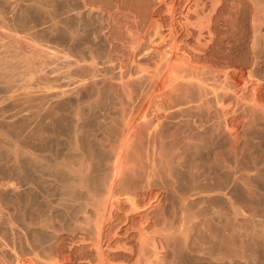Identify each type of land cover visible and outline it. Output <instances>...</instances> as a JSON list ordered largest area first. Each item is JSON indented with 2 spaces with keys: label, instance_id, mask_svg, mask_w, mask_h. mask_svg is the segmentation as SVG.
Here are the masks:
<instances>
[{
  "label": "rangeland",
  "instance_id": "obj_1",
  "mask_svg": "<svg viewBox=\"0 0 264 264\" xmlns=\"http://www.w3.org/2000/svg\"><path fill=\"white\" fill-rule=\"evenodd\" d=\"M2 1L5 3V5L2 3ZM2 1L0 0V7L2 6L1 4H3L5 6V8L3 6L1 7L3 10L8 8L9 5L10 8L13 7V5L15 6L11 8L14 10V13L10 8L7 10V12L3 11L4 14L7 13V15H4L3 12H1L2 10L0 11L2 15L5 16H0L1 42L11 44L13 46L15 45L14 47H25V49L22 48L23 51L20 49V51L23 53L25 51L29 53L36 49L34 53L37 57L34 59V61L37 63L40 62L42 70L40 69V64L37 65V63H34L35 68L38 66V70H40V72L38 71V73L33 76L38 79L41 71H43L42 75L45 73V75L48 74V76H45L47 81L43 80L46 81V85L43 83V81L40 83L37 82L35 89H52V87L53 89H60L59 87H61L62 82L65 84L67 81V78L63 76L66 71H62L61 73V69L64 66L63 70H68V67L66 68L64 63L62 66L61 63L63 62V58L66 57V52H68L67 49H69L67 48L68 46L64 36L66 31V26L64 25L66 17L64 2H62V0H56L54 2L47 0L48 4L46 3V6V4H42L46 0H42V3L39 0H24L25 3H22L23 1L21 2V0H18L20 1L19 3L26 4L24 6L26 8L25 9L22 4H18L17 0H13V3H11L10 0V3L8 0ZM6 1L8 2V5ZM14 1H16V3H14ZM38 1L41 3V6L44 5L47 8L42 7L45 8V10H42ZM167 1L166 2L168 4H165L169 6L168 9L162 8V16L165 18L164 24L170 23L173 18V25H176V31L179 32H177L178 35H176V47L178 53L171 60L162 61L161 64H159L157 70L156 68L150 71L146 69L147 67L143 60L144 53H142L141 50L139 51L138 48L134 49L135 45L138 46L139 43L131 44L127 36L126 29L129 28V25L130 27L132 25L135 27V25L138 26L141 22L140 16L143 6L141 5V2L139 4V0L126 1V3H128L125 6L124 12H120L121 16H123L120 18V20L118 18L119 11H117L116 8L112 9L118 14L117 15L116 12L115 15L112 14L117 20H114L113 22L111 20L108 22L109 25L104 29V31L98 28L94 17H90V19L89 16H86V18L84 17L85 20H83L84 18L82 19L84 22L83 24L81 23L82 20L78 21V23H74L75 27H73L75 30L80 27L77 29V31H80H78L79 37L85 35L84 37H81L79 40H77L76 45L78 49L80 46L81 48L83 47L82 50L81 48L80 50L82 53H85H83L85 58L83 57L84 60L82 61L72 57L73 59L77 60H74V64L72 65L73 69L75 65L77 63L78 64L75 68L77 72H74L72 69L71 73L74 74L73 77L77 79L80 78L77 75H82L80 78L81 80H87V78L91 79L93 76H97L98 74L99 77L97 76L96 78L100 79L98 80L99 85L97 86L101 88L104 83L105 87H102V89H104L102 90L104 96H102L103 98L99 100L100 102L96 101L95 97H93L95 99L91 98L94 103L90 102L91 99L86 100L85 98L88 92L86 91L87 89H84L82 92L83 95L81 96V98H84V100L81 99L82 104L80 101L78 102L76 98H73V100H71L73 102H69L70 104L67 105H55V101L54 104L53 101H50V105L48 104V108L50 106L49 109L55 108L56 112L59 109V106H61L59 110H61L62 107L63 109L61 113L58 110V115H56L55 111H53L54 109H52L51 115L54 116L53 112L55 113L53 121L51 122V116L48 117L46 121V125H50L47 126L48 128L45 126V131L49 133L47 134L45 132V134L48 135L46 136V140L48 143V139L50 137V142L47 144L45 152H50L47 154H42L50 156L51 159L48 160L47 156L45 157L44 155V159L41 164H48L47 167L49 166L48 169H50V166H55H53V163L59 164L61 162H65L67 159L68 165L70 163L69 168H64V170H61V168L59 169L57 167L58 165L56 164L58 169L55 168L52 173L53 175L57 174V178L59 175V178L56 179L54 178L55 176H51V173L48 175L49 172H52V169L47 170L45 168V170L42 168L41 170L40 167H35L33 164H27L28 161H24L25 158H23V160L21 158V160L16 158V163L21 165H15L14 158H12L13 162L10 161L11 158L10 160H6L9 159L10 156L7 157L3 151H0V154L2 155L0 157L4 158H0V198H3V200L5 197V200L7 198H16V200L14 199L15 201H13L16 203H18L17 201H19V203L25 202V204H23L24 206H26V204L29 205L36 202L34 205L39 210L43 206L44 202L54 201L56 203V201L62 196L63 198L66 196L65 199H67V197L70 198L68 201L70 200L71 202L69 201L68 203L73 204V207L69 210V217L66 220L67 223H65V225L68 224L67 227L65 226L67 231L63 232L61 237L49 234L48 236L50 243L48 242L47 244H49L50 247H128L132 255L131 264H264V236L260 235L261 233L254 234L256 231H261L264 233V0H220L218 8H216L215 11H213L215 7L213 9L212 4L210 7L212 9L210 14L211 41L209 40L206 45L203 42L198 43L196 40V35L193 33V29L194 31L198 30V26L196 24V13L191 11V20L194 25L191 29L192 33L187 37L185 36V32L179 24L182 18L178 14L179 12L186 14L187 10L183 9L173 12L172 10L175 8V4L181 3V0ZM28 2L29 5L27 4ZM77 2L75 0L72 3V8L83 6L82 0H77ZM211 2L215 3L216 0H211ZM35 4L40 6V8L35 6ZM142 4H144V0L142 1ZM17 5H19L20 8ZM136 6H138V9ZM161 6L165 7L164 3ZM170 6L174 7L171 8ZM17 7L19 9L23 7L22 10L25 9L24 12H20ZM32 7H35V11L38 12L36 15H34L35 11L32 9ZM62 7L64 8L62 9ZM36 8L38 10H36ZM48 8H53V11H51V9L48 11ZM248 8L250 9V15L248 17L250 31L247 34L244 29L243 18ZM139 9H141V11ZM202 9L203 8L201 4L196 8V11L199 12L200 16L203 12ZM15 10L18 11L15 13ZM49 12L51 14H49ZM11 14L14 16L12 15L11 17ZM49 15H52L53 17ZM25 16H27V18H25ZM21 17L22 20L24 18L26 20H23L25 22L24 25L22 24L23 21H21ZM2 18L4 19V22H2ZM19 21L22 23L20 24ZM54 22L55 24H53ZM31 23L32 26H28ZM33 25L36 26V28ZM55 25H57V28ZM168 25H166V28L162 29V34L166 36V38H164L162 41L158 40V42H161L164 49L169 48L171 44H173L171 38L167 37V35L170 33L169 27L172 24ZM25 26H27V29ZM28 27H30V30H28ZM37 27L38 31H36ZM54 27L55 29H53ZM42 29H44V31ZM52 29L54 32H52ZM48 30L51 32L49 33ZM55 30L58 31V33ZM35 32L37 33V36L39 35V37L33 36L36 35ZM31 33H33V37L30 36ZM40 34H42V36ZM50 34H52V37H50ZM46 39L48 40L46 41ZM53 40L54 42H52ZM26 43L29 44L27 45L28 47L26 46ZM130 44L133 46L131 47ZM36 45L39 47L35 48ZM48 45H52V47L50 48ZM45 46L47 48H44ZM19 47L16 49L19 50ZM244 47H246V53L250 58V62L246 65H243L240 62L241 59L237 56L239 54L238 51ZM31 48L33 49L31 50ZM40 48H44V50L46 49L45 51H47L49 48L48 53L45 52V54L43 52L44 54L39 55L40 57H38V53L36 52L37 50L40 52ZM206 48L209 49V51L206 50ZM50 49L53 51L51 52ZM6 50L7 49H5V51ZM89 51L91 54H89ZM206 51H208L210 54ZM41 53L42 52H40V54ZM101 53H103L102 56ZM50 54H52V59H56L57 57V59L62 62H57L56 59V66L54 60L51 62L52 59H49L51 58ZM46 55H49L47 58L50 61L44 59L46 58ZM59 55L61 57H59ZM89 55L90 57H93V59L91 58L92 64L90 63V57H88ZM96 55L97 57L99 56L98 59L94 58ZM86 57L89 59H86ZM42 60L47 61H44L43 63ZM94 61H97L98 65L97 63L95 65ZM85 62L87 64L86 66L84 65ZM42 63L45 64L44 68H42ZM79 63L83 64L79 65ZM88 64L90 65L88 66ZM46 65L47 68L49 67V69L55 65L56 69L53 68V72H51V70L48 71V69L45 68ZM78 65L81 67L79 68ZM58 66L62 67L57 70ZM95 67H97V69ZM84 68L85 70L90 71L93 76L87 71H84ZM93 69H96L95 72L97 74H93ZM46 71H48V73ZM78 71H80L81 74L80 72L78 74ZM83 71L84 73H82ZM85 73L86 75L83 76ZM51 75H53V77ZM103 75H105L106 78ZM50 76L53 79L50 78ZM48 77L51 82L54 80L55 81L50 84ZM145 81H147L150 86L160 84V90L158 92L151 93L149 90L150 86H147ZM41 83L43 84L41 85ZM38 85L41 86V88ZM1 87L3 88L4 86L0 85V98L4 95V89ZM125 91L127 92V95L125 94ZM121 95L122 97H120ZM124 95H126L127 98ZM74 100H77L76 102L80 103V105L77 104L79 105L78 108H82L81 110L84 109L83 112L85 111L84 113H81L84 115L81 116L83 119L81 118L80 121V126L82 128L79 126L78 129L81 135H79V132H76L74 128L76 120L75 110L77 109V106L75 105L76 102ZM86 101L91 105L89 103L86 104ZM51 103L53 105H51ZM121 103H123V105ZM83 104H86L87 106H83ZM64 105L67 110H72H70L71 113L70 111H66V109H64ZM69 105L71 107L73 105V107L71 108ZM157 105L165 109L167 111L166 114L168 115V118H164V121L161 122V124L163 122L165 124L163 123V125L160 126V129L163 126V128L166 130H164L166 137L164 136V139L162 138L163 141L165 140V142L161 141L165 145L163 143L160 144L159 140H157L159 141L157 144V141H153L151 137L146 138L147 140L144 139V146L142 144V147H144L146 151L147 148H151L149 149L151 150L149 151V157V152L141 150L142 147L139 146V143H142L140 141L141 137H139L141 135L140 132L145 128L143 125L140 126V123L143 124L145 120L150 118H158L160 113L158 112ZM49 111L51 112V110ZM171 112H175V114H172L175 115V117H171ZM72 113H74V115ZM61 115H65L67 117L65 118L64 116V118H62ZM72 115L75 118H73ZM125 115H127V118L130 119L133 124L130 134L135 135H133L134 138L131 135L129 136V139H133H130V142L128 141L127 147L129 148V144L131 145L130 147H132V144H135L136 142L138 143L140 141L138 144L136 143V145L133 146L141 147L140 151H145L146 153L144 154V152H139V156L137 153H134V156H132L133 152H129L128 156L130 159H133L135 155L137 156L135 159H133L134 161L128 159V162L125 158L127 153H123V156H121L119 159V163H116V157L114 156L116 155L114 154L116 152L113 146L116 144V142L118 144L119 139H121L120 137L122 135L119 137V134H122V129L124 127L122 126V119ZM58 116H61V118L59 119ZM70 117H72V119ZM57 119L60 120L59 123L57 122ZM64 119L67 122L71 121L68 123L69 125ZM113 120H115V124L116 121L117 124L119 122V126L113 124ZM103 122L104 124L106 122V126L103 124ZM61 123L64 124V128H62L63 125L61 126ZM107 124H111L109 125L111 127L108 128ZM134 124L139 126H135ZM105 127H107V131ZM118 127L119 129H117ZM59 128H62V130ZM101 130L104 131L101 132ZM114 130H120V133L118 134L115 131L116 134H114ZM176 131L177 133H175ZM73 132H76L79 136ZM108 132L112 133H109L108 135ZM168 133H171L172 136ZM75 135H77L76 138H74ZM114 135H116V139L118 140L115 142V144L113 143L115 141ZM101 138L102 141H100ZM74 139H76V142L77 139L79 140L78 143H75L77 147L81 146V148H77L79 149L78 151L80 152V149H82L81 154L78 153L79 155H77V151L72 152L74 145L71 144L72 140L74 144ZM145 140L147 141L146 143H144ZM69 145L71 146L69 147ZM161 146L167 150H171L173 147L172 151L169 152H173V158L176 157L174 158V160H176L174 162L175 165L178 163L182 164V167H180L182 172H186V176L188 175L187 177H191V179H193L191 183L193 184L194 189L191 190L189 194H191V197H193L201 193L199 195L200 197L197 196V198H194L191 201L187 200L186 198H188L189 195H182L180 191L177 189L174 190L175 188H173L170 183L167 182L168 178L163 175L165 173H161V171H163L161 169L162 165H160L162 162L160 159L163 157L162 155L160 156L163 150ZM53 147L58 148L54 149ZM132 150L133 149H129V151ZM153 150L156 151L155 154ZM63 151L67 153V155L64 154L66 155L65 157L63 155ZM2 153H4V156L7 158L3 157ZM141 153L142 157H140ZM112 154H114V159H112V156L109 157ZM176 155L179 156L177 157ZM99 156H101L100 159ZM122 157L124 161H122ZM138 157L141 159L143 158V161L140 158L138 159ZM147 157L149 158L146 159ZM80 158H82V160L84 159L83 162L82 160L80 161ZM177 158L179 162L177 161ZM52 159L54 162L51 161ZM136 159L139 160V165L137 164L138 160L135 161ZM67 161L65 163H67ZM121 161L122 163L125 162L124 166L121 164ZM129 161L135 162L136 164H130ZM140 161H142L141 165ZM75 162L77 163V167H74L76 166ZM82 163L85 165L81 166ZM22 164H24L25 167L27 164L28 167L23 168ZM70 167L72 170L82 167L81 170L83 175L88 177L89 181H91L89 182L90 187L92 188L94 185V188H88V190L84 189V191L81 189L79 190V193L77 190V193H75L76 195L72 194V196L74 195V198L69 195L68 189L65 190L63 187H59L65 185L64 187L68 188L70 187L71 183H73L72 180H75V176H73L74 179H71V176L73 175H71V172L68 174ZM113 167L115 168L112 170ZM116 167H118V169ZM110 168L111 172H109ZM35 169H37V172ZM65 169L67 171H65ZM38 170L40 172H44L41 174L38 172ZM55 170L60 172L56 173ZM120 170L121 177L123 172L128 176H133L132 178H135L134 176L140 174L137 175L139 178L136 176L137 178L135 179H141L140 181L145 182V184H142L143 186H139L142 188H136V186H133V188L132 186H126L129 187L126 189L128 193L125 191L120 192L119 189L122 188L118 189V194L116 196L118 199H114L117 209L114 211L113 219H108L109 222L106 220L104 221L103 227L105 229L103 228L101 231V237V234L97 232L98 229L96 228L98 225L100 226V218H97L100 216V213H98V210H96L98 208V204L94 203L92 199H98L96 193L98 192L99 187L97 188V186L104 180H107L109 177H111L114 174V171H117L118 173ZM62 172H65V176L62 175ZM108 174L109 177L107 178ZM120 175L118 178H121ZM161 175H163L164 178ZM46 177L48 180H50L49 182ZM61 177L63 179L65 177L64 180L67 182L69 180L70 185L69 183L66 185V182ZM98 179L102 180H99L98 182ZM61 180H63L65 183ZM95 186L97 190L95 189ZM125 188L123 189L125 190ZM70 190L71 189H69V191ZM129 190H132V193ZM135 191H138V193ZM90 192H93L94 196L97 198L93 195L91 197ZM83 194L87 196L90 195L91 198H86V196L84 197ZM20 196L23 197V199L25 198L24 200H27L28 203L24 200L21 201V199L18 200ZM202 196L205 197L203 198ZM76 197H78V201L76 200ZM80 197L81 202L79 201ZM27 198L31 201H29ZM77 202L81 204L79 205ZM84 202L87 203L84 204ZM130 204H133V209L132 207L130 208ZM81 205L83 206L84 210H82ZM233 206L238 208L237 216L233 214ZM17 208H15V206L9 205L8 208L4 209V212L16 214L20 209L19 207ZM42 208L45 210L44 206ZM55 212H57V210H54L51 214L53 216L58 215V212L56 215ZM96 220L97 222L99 221L97 226ZM144 231L147 234L149 233L151 237L157 239L159 243L158 258L151 256L150 246L148 244L146 245V241L144 240L145 238L143 237ZM31 234L33 245L37 244L38 247H46L45 245L40 244L38 241L36 242L37 237L35 239V234ZM98 235H100L101 238H99ZM97 237L103 243L100 242ZM203 242L205 245L200 246V244ZM49 245L47 247H49ZM142 247H145V251L140 253Z\"/></svg>",
  "mask_w": 264,
  "mask_h": 264
},
{
  "label": "bare ground",
  "instance_id": "obj_2",
  "mask_svg": "<svg viewBox=\"0 0 264 264\" xmlns=\"http://www.w3.org/2000/svg\"><path fill=\"white\" fill-rule=\"evenodd\" d=\"M2 1V0H1ZM11 1V3H13L12 1L13 0H10ZM10 1L8 0V2L10 3ZM23 1V2H22ZM28 1V0H27ZM26 1V2H27ZM35 1V0H34ZM39 1H41V3H42V0H39ZM38 1V2H39ZM44 1V0H43ZM47 1V0H46ZM44 2V3H42V4H48V1L47 2ZM49 1H56V0H49ZM58 1V0H57ZM75 1V0H74ZM73 0H62V2H64V4H65V26H66V31H65V41H66V43H67V48H69V49H67L68 50V52H66V57H64L63 58V62L61 63L60 62V60H58L57 59V57H56V59H57V62H60L61 63V65L64 63V65H66V68L68 69V70H63V68H64V66L62 67V66H58L57 67V70L60 68V67H62V69H61V73H62V71L63 72H65V74L63 75L65 78H67V81L66 80H63V81H66L65 82V84H63V82H62V85H61V87H59L60 89H53V87H52V89L51 88H49V89H46V88H44L45 87V85H46V81H47V79H45L46 77L45 76H48V74L47 75H45V73H43L44 75H42V72L43 71H41V74H39L40 76H38V75H36V76H38V79H36V77H34L33 75H35L36 73H38V71L40 72V70H38V64H40V60L38 61L39 63H37V62H35L34 61V59L37 57L36 56V54L34 53L35 51H36V49L34 50V51H31L33 48H31V52H26L25 50V52L23 53V52H21L20 51V49L22 50V46H18L19 47V50H17L16 48H18V47H14L13 45H11V44H7V43H3V42H1V39H0V85H2V86H4L2 89H4V95L0 98V151H3L5 154H6V156L8 157V156H10L9 157V159H6L7 157L6 156H4L5 154L4 153H2L3 154V157H6L5 159L6 160H10V158H11V162H13L12 161V158H14V160H15V162H14V164L15 165H21V164H17L16 162H17V159H19V160H23V158H25V160L24 161H28L27 162V164H33L35 167L37 166V167H40L41 168V170H42V168H46L47 170H51L52 172H49V171H46V172H49L48 173V175H50V173H51V176H55L54 178H56V179H58L59 178V175H58V178L56 177L57 176V174L56 175H53L52 173H53V170L55 169V168H61V170H64V168H66V169H68L69 168V165H70V163H69V165H68V161H67V159L65 160V162L67 161V163H65V162H61V163H53V166L54 167H52V166H50V169H48L49 168V166L47 167V165L46 164H41L42 162H43V159H44V155L45 154H42V153H46L45 152V150H46V147H47V144L50 142V137H49V139H48V143H47V140H46V136H48V135H46L45 134V130H46V128H48L47 126H50L49 124H47L46 125V121H47V119H48V117H52V120H51V122L53 121V117L55 116V113H56V115H58L59 114V111H60V113H61V111H62V109H63V107L61 108V110H59L60 109V107L61 106H59V111L57 110V112L55 111V108H51V109H49L50 108V106H49V108H48V104L50 105V101H53V104H54V101H55V105H61V104H70L69 102H73V101H71V100H73V98H76L77 100H78V102L80 101V103H81V99H83L84 100V98H81V96L83 95L82 94V92H83V90L85 89H87L86 91L88 92V94H87V96L86 95H84V96H86L85 98H86V100L87 99H95L96 98V101H99L101 98H103L102 96H104V94H103V91L102 90H104V89H102V87H105V85H104V83H103V85L101 86V88L99 87V86H97V85H99V79H97L96 77L98 76L99 77V75L95 72L96 71V69H97V67H95L96 69H93V74H97V76H93L92 74H91V72L90 71H87V70H85V68H84V71H87L88 73H90L93 77L91 78V79H88L87 78V80L85 79V80H81L80 78L82 77V75H77L78 77H80L79 79H77V78H74L73 76H74V74H72L71 73V70L73 69V64H74V60L75 59H77V60H84V58H85V55H83V53H82V48H81V46H80V48H81V50H80V48L78 49L77 47H76V45H77V40H79V38H81V37H84L85 35H83V36H81V37H79V33H78V31H77V29H79V28H77L76 30L74 29V23H78V21H81L84 17L86 18V16H89V19H90V17H94L95 18V20H96V23H97V26H98V28L100 29V30H102V31H104V29L109 25V23L108 22H110L111 20H112V22L114 21V20H117L116 18H115V16H113L112 14H114L115 15V12L112 10V9H115L116 8V10L117 11H119L118 12V14L120 15V17H119V15L117 14V12H116V14L118 15V18H119V20H120V18H122L123 16H121V13L120 12H124V10H125V6H126V4L128 3H126V1L127 0H82L83 1V6H79V7H77V8H72V3L74 2ZM81 1V0H80ZM130 1V0H129ZM132 1V0H131ZM142 1L143 0H139V4H140V2H141V5L143 6V10H142V13H141V16H140V20H141V22L139 23V25L138 26H136L135 25V27L132 25L131 27H130V25H129V28H127L126 29V31H127V36H128V38H129V41H130V43L131 44H138L139 43V45L138 46H136L135 45V47H134V49H139V51L141 50L142 51V53H144V62H145V65H146V69L148 70V71H150V70H152V69H154V68H156V70L158 69V66H159V64H161V62L162 61H165V60H167V61H169V60H171L173 57H175V55L178 53V50H177V47H176V45H177V36L176 35H178V31H176V28H175V24L173 25V18H172V20H171V22L170 23H168V24H172V25H170V27H169V30H170V33L167 35V37H169V38H171V41L173 42V44H171V46L169 47V48H166V49H164L163 48V46H162V44H161V42H158V40H160V41H162L164 38H166V36H164L162 33V29H164V28H166V25H168V24H164V17L162 16V12H163V10H162V8L164 9V8H166V9H168V6L169 5H167L169 2L167 1V0H144V4H142ZM168 3H167V2ZM8 2L6 1V3H7V5H8ZM17 2H18V4L20 5V4H22V3H25V1L24 0H21V2L22 3H19L20 1H18L17 0ZM60 2V1H59ZM59 2H58V4H59ZM76 2H77V0H76ZM79 2V1H78ZM77 2V3H78ZM2 3H4L3 1H2ZM14 3H16V1H14ZM30 3H31V1H30ZM32 3H35V2H32ZM40 3V2H39ZM41 3H40V6H41ZM56 3V2H55ZM55 3H54V5H55ZM61 3V2H60ZM136 3V2H135ZM164 3V6L165 7H163V6H161L162 4ZM165 3H167V4H165ZM219 3H220V0H216V2L215 3H212L211 2V0H181V3H179V4H175V8H173L172 6H170L171 8H173V12H176V11H178V10H183V9H185V10H187V13L186 14H183L182 12H179L178 14L180 15V17L182 18L181 19V21L179 22V24L181 25V27H182V29H183V31L185 32L184 34H185V36H189L191 33H192V31H191V29H192V26L194 25L193 23H192V16H191V11L194 13H196V15H197V19H196V24H197V26H198V30H195L194 31V29H193V33H195V35H196V40L198 41V43H205V45H206V43L210 40L211 41V39H210V34H211V25H210V22H211V19H210V14H211V11H212V9L210 8L211 7V5L213 6V9H214V7H215V9L213 10V11H215L216 10V8H218V5H219ZM28 5H29V2L27 3ZM47 4H46V6H47ZM57 4V3H56ZM131 4V3H130ZM139 4H138V6H139ZM200 4L202 5V10H203V12H202V15L200 16V14H199V12L198 11H196V8L198 7V6H200ZM4 8H5V3H4V5L3 4H1ZM13 5V4H12ZM19 5H17L19 8H20V6ZM23 5V7L26 5V4H22ZM31 5V4H30ZM49 5H50V3H49ZM62 5H63V3H62ZM78 5V4H77ZM137 5V4H136ZM167 5V6H166ZM1 6V7H2ZM15 5H13V7H14ZM32 6H33V4H32ZM35 6H38V5H36L35 4ZM40 6H38L39 8H40ZM52 6V5H51ZM60 6V5H59ZM138 6H136V8L138 9ZM0 7V8H1ZM8 7V6H7ZM13 7H11V8H13ZM17 7V8H18ZM23 7L21 8V9H19V11L21 12H24V10L26 9L25 7V9L24 10H22L23 9ZM31 7V6H30ZM37 7V8H38ZM42 7H45L44 5L43 6H41V8ZM49 7V6H48ZM169 7V8H170ZM10 8V5H9V7L8 8H6L5 10H3L2 8L0 9V11L1 12H3V11H5V12H7V10ZM10 8V9H11ZM16 8V7H15ZM35 8V7H34ZM33 7H32V9H34ZM36 8V10H38ZM45 8H47V7H45ZM45 8H42V10L44 9L45 10ZM64 7H62V9H63ZM51 9V8H50ZM50 9L48 8V11H50ZM55 9V8H54ZM12 10V9H11ZM140 11H141V9H139ZM18 11V10H17ZM16 10H15V13L17 12ZM34 11H35V9H34ZM51 11H53V8L51 9ZM58 11V10H57ZM114 13H113V12ZM171 11V10H170ZM0 12V13H1ZM11 12V11H10ZM12 12L14 13V10H12ZM33 12V11H32ZM44 12V11H43ZM42 12V13H43ZM47 12V11H46ZM45 12V13H46ZM63 12V11H62ZM138 12V11H137ZM169 12V11H168ZM28 13H29V11H28ZM31 13V12H30ZM38 12H36L35 11V14L34 15H36ZM41 13V14H42ZM93 13V14H92ZM139 13V14H140ZM3 14H4V12H3ZM24 14V13H23ZM27 14V13H26ZM40 14V13H39ZM49 14H51L50 12H49ZM56 14V13H55ZM91 14H92V16H91ZM4 15H7V13H5ZM4 15H2V13L0 14V16H4ZM12 15L13 14H11V17H12ZM48 15V14H47ZM53 15V14H52ZM52 15H49V16H52ZM61 15H62V13H61ZM123 15V14H122ZM249 15H250V9L248 8L247 10H246V13H245V15H244V18H243V25H244V29H245V32L248 34L249 33V31H250V27H249V24H248V17H249ZM8 16H10V15H8ZM14 16V15H13ZM28 16V15H27ZM27 16H25V18H27ZM45 16V15H44ZM63 16H64V14H63ZM5 17V16H4ZM3 17V18H4ZM31 17V16H30ZM37 17V16H36ZM53 17V16H52ZM2 18V22H4V19ZM14 18V17H13ZM24 18V17H23ZM25 18L23 19V20H25ZM38 18V17H37ZM43 18H45V17H43ZM47 18H49V17H47ZM55 18V17H54ZM53 18V19H54ZM85 18L83 19V20H85ZM1 19V18H0ZM6 19V18H5ZM40 19V18H39ZM52 19V20H53ZM56 19V18H55ZM58 19V18H57ZM62 19V18H61ZM87 19H88V17H87ZM22 20V17H21V21H23ZM29 20V19H28ZM31 20H33V19H31ZM83 20H82V24L84 23L83 22ZM92 20V19H91ZM94 20V19H93ZM118 20V21H119ZM122 20V19H121ZM21 21H19V23L21 24L22 22ZM26 21V20H25ZM30 21V20H29ZM35 21V20H34ZM33 21V22H34ZM40 21V20H39ZM58 21V20H57ZM32 22V23H33ZM44 22V21H43ZM47 22V21H46ZM53 22V21H52ZM60 22V21H59ZM87 22V21H86ZM115 22H117V21H115ZM24 21H23V25H24ZM32 23L30 24V25H28V26H32ZM48 23V22H47ZM62 23V22H61ZM119 23V22H118ZM19 24V25H20ZM27 24V23H26ZM25 24V25H26ZM29 24V23H28ZM45 24V23H44ZM50 24V23H49ZM53 24H55V22L53 23ZM23 25H22V28H23ZM35 25V24H34ZM33 25V26H34ZM52 25V24H51ZM51 25H50V27H51ZM76 25V24H75ZM21 26V25H20ZM48 26V25H47ZM54 26V25H53ZM56 26V28H57V25H55ZM58 26H59V24H58ZM62 26V25H61ZM74 26V27H73ZM79 26V25H78ZM83 26V25H82ZM85 26V25H84ZM96 26V25H95ZM169 26V25H168ZM27 26H25V28H26ZM35 28H36V26H34ZM34 27H33V29H34ZM38 27H39V25H38ZM38 27H37V30L36 31H38ZM43 27V26H42ZM49 27V26H48ZM127 27H128V25H127ZM29 29L28 30H30V27H28ZM44 28V27H43ZM84 28V27H83ZM175 28V29H174ZM27 29V28H26ZM41 29V28H40ZM39 29V30H40ZM53 29H55V27L53 28ZM52 29V32H54V30ZM60 29H62V28H60ZM109 29V28H108ZM43 31H44V29H42ZM46 30V29H45ZM50 30H51V28H50ZM56 30H58V29H56ZM55 30V31H56ZM63 30V29H62ZM34 31V30H33ZM47 31V30H46ZM45 31V32H46ZM49 31V30H48ZM51 31H49V33H50ZM57 33H58V31H56ZM60 32V31H59ZM62 32V31H61ZM80 32V31H79ZM100 32V31H99ZM178 32V33H177ZM36 33V32H35ZM40 33V32H39ZM103 33V32H102ZM32 34L33 33H31V35L30 36H32ZM46 34H47V32H46ZM53 34V33H52ZM52 34H50V37H52L51 35ZM63 34V33H62ZM41 36H42V34H40ZM33 36H36V37H39V35L37 36V33H36V35H33ZM32 36V37H33ZM48 36H49V34H48ZM45 37V36H44ZM116 37V36H115ZM59 38V37H58ZM33 39H35V38H33ZM45 39V38H44ZM63 39V38H62ZM43 40V39H42ZM48 39H46V41H47ZM81 40V39H80ZM56 41V40H55ZM64 41V42H65ZM42 42V41H41ZM41 42H40V44H41ZM52 42H54V40L52 41ZM31 43V42H30ZM48 43H50V42H48ZM63 43V42H62ZM61 43V44H62ZM80 43V42H79ZM84 43V42H83ZM33 44V43H32ZM47 44V43H46ZM59 44V43H58ZM65 44V43H64ZM131 44H130V46H131ZM27 45H29V44H27L26 43V46ZM34 45V44H33ZM32 45V46H33ZM42 45V44H41ZM54 45V44H53ZM66 45V44H65ZM64 45V46H65ZM25 46V45H24ZM31 46V45H30ZM43 46H44V44H43ZM50 48L52 47V45L50 46V45H48ZM63 46V45H62ZM133 46V45H132ZM131 46V47H132ZM12 47V48H11ZM28 47V46H27ZM26 47V48H27ZM37 47H39V46H37L36 45V47L35 48H37ZM14 48V49H13ZM44 48H47L46 46L44 47ZM44 48H40L41 49V51L40 52H42L41 54H40V52H39V50H37V52L36 53H38V57H40L39 55H42V54H44L45 52H47L48 53V50H49V48L47 49V51H45L44 50ZM5 49H7L6 51H5ZM12 49V50H11ZM23 49H25V47L23 48ZM54 49H55V47H54ZM58 49V48H57ZM133 49V48H132ZM43 50V51H42ZM206 50H208L209 51V49H207L206 48ZM20 51V52H19ZM23 51V50H22ZM28 51V50H27ZM50 51H51V49H50ZM50 51H49V53H50ZM53 51V50H52ZM51 51V52H52ZM55 51V50H54ZM59 51V50H58ZM101 51V50H100ZM104 51V50H103ZM203 51V50H202ZM208 51H206V52H208ZM33 52V53H32ZM44 52V53H43ZM60 52V51H59ZM204 52H205V50H204ZM203 52V53H204ZM94 53H96V52H94ZM209 53V52H208ZM238 58H240L241 59V63L243 64V65H246V64H248L249 62H250V58H249V56L247 55V53H246V47H244V48H242V49H240L239 51H238ZM46 54V53H45ZM53 54V53H52ZM52 54H50V56L52 55ZM63 54H65V53H63ZM85 54V53H84ZM88 54V53H87ZM89 54H91L90 53V51H89ZM102 54L103 53H101V56H102ZM205 54V53H204ZM210 54V53H209ZM94 55V54H93ZM93 55H91V56H93ZM99 55H100V53H99ZM207 55V54H206ZM35 56V57H34ZM47 56L49 57V55H46L45 57L46 58H44V59H47V60H49V59H52V56H51V58H47ZM56 56V55H55ZM57 56H58V54H57ZM100 56V57H101ZM208 56V55H207ZM43 57V56H42ZM59 57H61L60 55H59ZM72 57H75V59H73ZM84 57V58H83ZM88 57H90V55L88 56ZM96 57H97V55H96ZM96 57H94L95 59H98V57L96 58ZM142 57V56H141ZM53 58H54V56H53ZM91 58L93 59V57H90V63L92 64V60H91ZM237 58V59H238ZM43 59V58H42ZM56 59H52L51 60V62L54 60V62H55V60ZM86 59H89V58H87L86 57ZM47 60H42V62L44 63V61L46 62ZM77 60H75V61H77ZM50 61V60H49ZM81 61V62H82ZM78 62H80V61H78ZM87 62V61H86ZM86 62H85V66L87 65L86 64ZM34 63L36 64L37 63V68H35V66H34ZM42 63V64H43ZM47 63H50V62H47ZM94 63H95V65H96V63H97V61H94ZM93 63V64H94ZM75 64H76V62H75ZM78 64V63H77ZM76 64V65H77ZM83 64V63H82ZM82 64H80L79 63V65H82ZM102 64V63H101ZM44 65L45 64H43V67L42 68H44ZM53 65V64H52ZM55 65H56V62H55ZM55 65H54V67H50L51 69H49V67L47 68V65L45 66V68H47L48 69V71H50L51 70V72H53L52 70H53V68L54 69H56L55 68ZM59 65V64H58ZM76 65H75V67H74V72L76 71ZM78 65V66H79ZM90 64H88V66H89ZM97 65H98V63H97ZM57 66V65H56ZM85 66H83V67H85ZM92 67H94L93 65H91ZM90 66V67H91ZM81 66H79V68H80ZM99 67V66H98ZM102 68V67H101ZM40 69H41V64H40ZM47 69H45V70H47ZM92 69V68H91ZM42 70V69H41ZM44 70V71H45ZM77 70H78V68H77ZM82 70H83V68H82ZM81 70V71H82ZM88 70H89V68H88ZM48 71H46L47 73H48ZM84 71L82 72V73H84ZM92 71V70H91ZM103 71V70H102ZM60 72V71H59ZM77 72V71H76ZM79 72L80 71H78V74H79ZM95 72V73H94ZM80 74H81V72H80ZM103 74V73H102ZM107 74V73H106ZM105 74V75H106ZM86 75V73L83 75V76H85ZM89 75V74H88ZM105 75H103V76H105ZM108 75V74H107ZM52 77H53V75H51ZM50 76V78H52ZM63 77V78H64ZM91 77V76H90ZM62 78V77H61ZM85 78V77H84ZM83 78V79H84ZM103 78V77H102ZM105 78H106V76H105ZM48 79H49V77H48ZM53 79V78H52ZM43 80H46V81H43ZM50 80V79H49ZM106 80V79H105ZM43 81V83H45V85H44V89H41V90H38V88L37 89H35V86H36V83L37 82H42ZM55 81V80H54ZM53 81V82H54ZM101 81H102V79H101ZM100 81V82H101ZM53 82H51V80H50V84L51 83H53ZM103 82H105V81H103ZM38 83V84H39ZM43 83H41V85L43 84ZM106 83V82H105ZM145 83L147 84V86H150L148 83H147V81H145ZM47 84H48V82H47ZM64 85V86H63ZM39 86V85H38ZM49 86V85H48ZM160 84H155V85H151L150 86V88H149V90H150V92L151 93H155V92H158L159 90H160ZM40 88H41V86H39ZM55 87V86H54ZM39 88V89H40ZM48 88V87H47ZM58 88V87H57ZM62 88V89H61ZM106 90V89H105ZM119 91V90H118ZM124 91V90H123ZM86 92V93H87ZM106 92V91H105ZM120 92V91H119ZM118 94H120V93H118ZM125 94L127 95V92L125 91ZM126 95H124L125 97H126ZM93 97H95V98H93ZM120 97H122V95L120 96ZM127 98V97H126ZM91 99V101L90 102H93V100ZM120 99H122V98H120ZM76 100V101H77ZM75 101V100H74ZM75 101V102H76ZM124 101V100H123ZM122 101V102H123ZM78 102H76V106H77V109L75 110L74 108L76 107H74L73 109L75 110V117H76V120L75 119H73V120H75V126H74V128H75V130H76V132L78 131V129H79V126H80V121H81V116H84V115H82L81 113L83 112V110H81L80 108H78L79 107V105H80V103H78ZM100 102V101H99ZM89 103V102H88ZM87 103V101H86V104H88ZM94 103V102H93ZM52 103H51V105H53ZM77 104H79V105H77ZM82 104V103H81ZM85 104V105H86ZM90 104V103H89ZM122 105H123V103H121ZM74 105V104H73ZM73 105H72V107H73ZM84 104H83V106H85ZM91 105V104H90ZM125 105V104H124ZM70 106V105H69ZM68 106V107H69ZM82 106V105H81ZM87 106V105H86ZM52 107V106H51ZM56 107H58V106H56ZM64 107H65V105H64ZM71 107V106H70ZM69 107V108H70ZM71 107V108H72ZM157 108H158V112L160 113L159 115H158V118H150V119H147V120H145L144 122H143V124L142 123H140L141 125L140 126H144L143 128H144V130H142L140 133H141V135L139 136V137H141V140L139 139V137H138V139L142 142L141 144L139 143V146H141L142 147V144H143V140L144 139H146V138H149V137H151V139L153 140V141H157V140H159L160 141V144H162L163 142H165V140L163 141V139H164V136L166 137V133H165V129L163 128V126L161 127V129H160V126L161 125H163V123L161 124V122L162 121H164V118H168V115L166 114V110L165 109H163L162 107H160V106H158L157 105ZM52 109H54L53 111H55V113L53 112V114H54V116H52L51 115V113H52ZM64 109H66V111H70L71 109H68L67 110V108L65 107ZM49 110H51V112L49 111ZM66 111H64V112H66ZM72 111V110H71ZM71 111H70V113H71ZM85 112V111H84ZM83 112V113H84ZM67 113V112H66ZM65 114V113H64ZM73 115H74V113H72ZM172 114H175V112H171V117L172 116H174L175 117V115H172ZM66 115H68V114H66ZM71 115V114H70ZM72 115V117L73 118H75L74 116ZM62 116V115H61ZM61 116L59 117V119L61 118ZM65 116V115H64ZM64 116H62V118H64ZM67 116H65V118H66ZM72 117H70L71 119H72ZM129 117V116H128ZM173 117V118H174ZM169 118H170V114H169ZM59 119H57L58 121V123H59ZM83 119V118H82ZM175 119V118H174ZM50 120V119H49ZM62 120V119H61ZM65 120V119H64ZM72 120V121H73ZM123 120V125L122 126H124L123 127V129H122V134L120 133V130H114V134H116V133H120L119 134V137L121 138V139H119V142H118V144H117V142L116 141H118L117 139H116V135H114L115 136V139H114V137L112 136V138L115 140L113 143L115 144V142H116V144L113 146V148H114V150H115V152L116 153H114V154H116V155H114V154H112V155H110L109 157H111L112 156V159H114L115 157H116V163H119V159H120V157L121 156H123V153H127L125 156V158H126V160H127V162H128V159L129 160H133V159H135L136 158V156L138 155L139 156V152H144V154L148 151H151V150H149V149H151V148H147V151H146V149H144V147H142V149L141 150H145V151H140V148L141 147H135V146H133V145H136V143L135 144H132V147H135V148H132V147H130L131 145L129 144V148L127 147L128 145V141L130 142V139H133L134 138V136L133 135H131L130 134V132H131V127L133 126V124H132V121H130V119H128L127 118V115H125L124 116V118L122 119ZM172 120V119H171ZM168 121H169V119H168ZM175 121V120H174ZM49 122V121H48ZM47 122V123H48ZM51 122H49V123H51ZM63 122V121H62ZM65 122H67L66 120H65ZM71 121H68L67 122V124L68 123H70ZM74 122V121H73ZM107 122V121H106ZM106 122H105V124H104V122H103V124L106 126ZM109 122V121H108ZM115 122V120H113V124H115L114 123ZM55 123V122H54ZM53 123V124H54ZM64 123V122H63ZM109 123H111V122H109ZM122 123V122H121ZM120 123V124H121ZM138 123V122H137ZM167 123V122H166ZM170 123H173V122H170ZM66 124V123H65ZM73 124V123H72ZM71 124V125H72ZM82 124V123H81ZM139 124V123H138ZM165 124V123H164ZM63 125V127L62 128H64V124H62L61 123V126ZM69 125V124H68ZM108 125V124H107ZM109 125H111V124H109ZM108 125V128L109 127H111V126H109ZM115 125H118L119 126V122H118V124H117V121H116V124ZM135 125V124H134ZM45 126H46V128H45ZM59 126H60V124H59ZM58 126V127H59ZM84 126V125H83ZM102 126V125H101ZM100 126V127H101ZM113 126V125H112ZM135 126H139V125H135ZM66 127V126H65ZM81 127V126H80ZM114 127V126H113ZM121 127V126H120ZM167 127H169V126H167ZM167 127H166V129H167ZM62 128L60 129V130H62ZM68 128V127H67ZM82 128V127H81ZM107 127H105V129H106ZM122 128V127H121ZM58 129V130H59ZM69 129V128H68ZM68 129H66V130H68ZM73 129V128H72ZM101 129V128H100ZM103 129V128H102ZM113 129V128H112ZM112 129H111V131H112ZM117 129H119V127L117 128ZM59 130V131H60ZM74 130V129H73ZM109 130V129H108ZM165 130V131H164ZM82 131V130H81ZM102 131H104V130H101V132ZM106 131H107V129H106ZM115 131H116V133H115ZM168 131V130H167ZM76 132H73V133H75V134H77ZM79 132V135H81V133H80V131H78ZM132 132H134V131H132ZM47 133V132H46ZM62 133H63V131H62ZM104 133V132H103ZM109 133H112V132H108V135H109ZM139 133V134H140ZM173 133V132H172ZM175 133H177V131L175 132ZM47 134H49V133H47ZM168 134H171V133H168ZM167 134V135H168ZM78 135V134H77ZM77 135H75L74 136V138H76V136ZM78 135V136H79ZM105 135V134H104ZM132 136L133 138H130L129 139V136ZM107 136V135H106ZM171 136H172V134H171ZM118 137V136H117ZM169 137V136H168ZM167 137V138H168ZM48 138V137H47ZM103 138V137H102ZM102 138H101V140L100 141H102ZM106 138H109V137H106ZM163 138V139H162ZM78 139H79V137H78ZM77 139V142H76V139H74L75 140V142H74V144H73V140H72V144L71 145H74V149H73V151L72 152H74V151H77V155H79V154H81V150L82 149H80V152L78 151L79 149H77V148H81V146H79V147H77V145H75V143H78V140ZM104 139V138H103ZM112 139V140H113ZM109 140V139H108ZM147 140V139H146ZM145 140V142L144 143H146L147 141ZM150 140V139H149ZM171 140V139H170ZM159 141H157V144L159 143ZM161 141H163V142H161ZM169 141V140H168ZM174 141H177V140H174ZM174 141H173V143H174ZM132 142V141H131ZM166 142H167V140H166ZM69 143H70V141H69ZM103 143V142H102ZM137 143V144H138ZM175 143H177V142H175ZM53 144V143H52ZM103 144H105V143H103ZM148 144V143H147ZM151 144H153V143H151ZM156 144V143H155ZM159 144V145H160ZM164 144V143H163ZM167 144V143H166ZM172 144V143H171ZM51 145V144H50ZM49 145V146H50ZM71 145H69V147L71 146ZM81 145V144H80ZM101 145V144H100ZM146 145V144H145ZM165 145V144H164ZM164 145H163V147H164ZM174 145V144H173ZM58 146V145H57ZM103 146V145H102ZM143 146H144V144H143ZM150 146V145H149ZM148 146V147H149ZM152 146V145H151ZM167 146V145H166ZM165 146V147H166ZM59 147V146H58ZM58 147H55V148H58ZM107 147V146H106ZM109 147H111V146H109ZM147 147V146H146ZM155 147V146H154ZM162 147V146H161ZM162 147V148H163ZM50 148V147H49ZM49 148H47V149H49ZM54 148V147H53ZM54 148V149H55ZM61 148V147H60ZM59 148V149H60ZM73 148V147H72ZM84 148V147H83ZM112 148V147H111ZM167 148V147H166ZM177 148V147H176ZM69 149H71V148H69ZM68 149V150H69ZM77 149V150H76ZM129 149L131 150V149H133L132 151H129ZM153 149V148H152ZM156 149H157V146H156ZM155 149V150H156ZM161 149V148H160ZM172 149H173V147L171 148V150L169 149V150H167V149H164L163 148V150H162V152H161V154H160V150L158 151L159 152V154H160V156L162 155L163 157H161L162 159H160V157H159V159L162 161L161 163H160V165H162V167H161V169L164 171H161V173H165V174H163V175H165L168 179V181L167 182H169L170 183V185L173 187V188H175L174 190H178V191H180V193H182V195H184V196H188L189 195V197L188 198H186L187 200H193L194 198H197V196L198 197H200L199 195L201 194V193H199V195H195V196H193V197H191V194H189L190 192H191V190H193L194 188H193V184L191 183L192 181H193V179H191V177H187L186 176V172L184 173V171L182 172V170H181V168L180 167H182L181 165L182 164H180V163H178L177 165H175V161L176 160H174V158H176V157H174L173 158V152H169V151H172ZM50 150V149H49ZM64 151H65V149H64ZM63 151V155L64 154H66L67 155V153H68V151L66 150V152L67 153H65ZM154 151V150H153ZM50 152V151H49ZM48 151H47V153H49ZM56 152V151H55ZM58 152V151H57ZM114 152V151H113ZM129 152L130 153H132L133 152V154H132V156H134V153L136 154L137 153V155H135V157H133V159H130L129 158ZM155 152L156 151H154V154H155ZM157 152V153H158ZM46 153V154H47ZM60 153V152H59ZM79 153V154H78ZM86 153V152H85ZM111 153H112V151H111ZM142 153L140 154V157H142L141 155H142ZM61 154V153H60ZM103 154V153H102ZM150 152L148 153V156L150 157ZM66 155H64V157L66 156ZM69 155V154H68ZM73 155V154H72ZM87 155H88V153H87ZM113 155L115 156L114 158H113ZM152 155V154H151ZM157 155V154H156ZM155 155V156H156ZM0 156H2L1 154H0ZM12 156V157H11ZM47 155H45V157H46ZM53 156V155H52ZM60 156V155H59ZM83 156V155H82ZM85 156H86V154H85ZM128 156V157H127ZM145 156V155H144ZM143 156V157H144ZM147 156V155H146ZM154 156V157H155ZM175 156V155H174ZM177 156V155H176ZM179 156V155H178ZM177 156V157H178ZM61 157V156H60ZM63 157V156H62ZM75 157V156H74ZM89 157V156H88ZM100 157L101 156H99V159H100ZM140 157H138V159L140 158ZM149 157H147L146 159H148ZM153 157V158H154ZM181 157V156H180ZM0 158H2V157H0ZM17 158V159H16ZM21 158V159H20ZM47 158H48V160L49 159H51L50 158V156H47ZM67 158H69V157H67ZM73 158V157H72ZM77 158V157H76ZM124 158V159H125ZM158 158V157H157ZM2 159H4V158H2ZM62 159H64V158H62ZM103 159V158H102ZM138 159H136L135 161H137ZM141 159V158H140ZM45 160H47V159H45ZM47 160V161H48ZM71 160V159H70ZM78 160H79V158H78ZM77 160V161H78ZM82 160V158H80V161ZM84 160V159H83ZM83 160H82V162H83ZM111 160V159H110ZM142 161H143V158L141 159ZM181 160V159H180ZM52 162H54L53 161V159L51 160ZM57 161V160H56ZM59 161V160H58ZM64 161V160H63ZM122 161H124L123 160V157H122ZM122 161H121V164L124 166L125 165V162L124 163H122ZM134 161V160H133ZM142 161H140L141 163H140V165L142 164ZM177 161H178V158H177ZM19 162V161H18ZM23 162V161H22ZM46 162V161H45ZM50 162V161H49ZM49 162H47V163H49ZM70 162V161H69ZM72 162V161H71ZM130 162V164H136L135 162H132V161H129ZM138 162H139V160L137 161V164H138ZM179 162V161H178ZM181 162V161H180ZM24 163V162H23ZM76 163V162H75ZM86 163V162H85ZM25 164V163H24ZM24 164H22L23 166V168H26V167H28L27 166V164H26V167L24 166ZM56 164L58 165L57 167H56ZM113 164V163H112ZM128 164V163H127ZM50 165H51V163H50ZM76 166H74V167H77V163L75 164ZM79 165V164H78ZM85 164L84 163H82L81 164V166H84ZM114 165V164H113ZM119 165V164H118ZM139 165V164H138ZM116 166V165H115ZM20 167V166H19ZM120 167V166H119ZM32 168V167H31ZM57 168V169H58ZM73 168V167H72ZM115 167H113L112 168V170L114 169ZM117 169H118V167H116ZM123 168V167H122ZM185 168V167H184ZM33 169V168H32ZM39 169V168H38ZM45 169V170H46ZM56 169V170H57ZM65 169V171H67ZM82 167L80 168V167H78L77 169H74V170H72L71 169V167H70V171H69V173L68 174H70V172H71V179H74V177L73 176H75V180L73 181L72 180V182L73 183H71V185H70V183H69V177H68V182L67 181H65L64 179H65V177H64V181L66 182V185L69 183V185H70V187H68V188H65L64 186L65 185H63V184H61V185H63V186H59V187H63L65 190H67L68 189V193H69V195L70 196H72V194H75V193H77L76 191L78 190V193L80 192L79 190H81V189H83L82 191H84V189H87L88 190V188H91L90 187V185H89V182H91V181H89V179H88V177L87 176H84L83 175V172H82ZM183 169V168H182ZM36 170V172H37V169H35ZM55 170V171H56ZM185 170V169H184ZM118 171V170H117ZM117 171L115 172L114 171V174L111 176V177H109V174L107 175V180H104V179H106V178H104L103 180V182H101L98 186H97V188L99 187V188H101V189H99L98 188V192L96 193L97 194V197H98V199H96V200H94V199H92L93 201H94V203H97L98 204V208L96 209V210H98V213H100L99 215V217H97L98 219H99V221H100V223H99V221L97 222V220H96V226L98 225V223L100 224V226L98 225L96 228L98 229V233H100L101 234V237H102V233H101V231L103 230V226H104V221L106 220L107 222H109L108 221V219L109 220H111V219H113V214H114V211L117 209L116 207V205H115V203H114V199L116 198V199H118L116 196H117V194H118V189L119 188H122V189H119V191L120 192H122V191H125L126 193H128L127 192V188H129V187H126V186H132V188H133V186L135 187L136 186V188H142V187H139V186H143L144 184H145V182H141L140 180H136L135 178H137L138 176L137 175H140V174H137L136 176H134L135 178H132L130 175L128 176V175H126L124 172H123V175H122V177H121V170L117 173ZM188 171V170H187ZM38 172L39 173H43V172H40L39 170H38ZM57 172H60V171H56V173ZM109 172H111V168L109 169ZM63 173V172H62ZM65 173V172H64ZM62 174L63 176H65V174ZM112 173H113V171H112ZM111 173V174H112ZM45 174V173H44ZM60 174V173H59ZM67 174V173H66ZM188 174V173H187ZM47 175V176H48ZM85 175H87V174H85ZM120 175V177L121 178H118V176ZM125 175V176H124ZM163 175H161L162 177H163ZM44 176V175H43ZM67 176V175H66ZM49 177V176H48ZM73 177V178H72ZM166 177H165V179H166ZM139 178V177H138ZM142 178V177H141ZM164 178V177H163ZM46 179H47V177H46ZM50 179V178H49ZM144 179H146V178H144ZM48 180V179H47ZM53 180H55V179H53ZM63 180H61L62 182H64ZM99 180H102V179H98V182H99ZM143 180V179H142ZM50 180H48V182H49ZM58 181V180H57ZM165 181V180H164ZM53 182V181H52ZM62 182H60V183H62ZM64 182V183H65ZM71 182V181H70ZM195 182V181H194ZM193 182V183H194ZM54 183V182H53ZM56 183H58V182H56ZM96 183H97V181H96ZM49 184H51V183H49ZM143 184V185H142ZM52 185V184H51ZM56 186H57V184H56ZM55 186V187H56ZM126 187V188H125ZM63 188H62V190H63ZM92 188H94V185L92 186ZM91 188V189H92ZM97 188H96V186H95V189L97 190ZM123 188H125V190L123 189ZM192 188V189H191ZM69 189H71L70 191H69ZM87 190H85V191H87ZM133 190V189H132ZM132 190H129L130 192L132 191ZM140 190V189H139ZM64 191V190H63ZM90 191V190H89ZM93 191V190H92ZM95 191V190H94ZM124 192V193H125ZM129 192V193H130ZM135 192H137L138 193V191H135ZM64 193H65V191H64ZM91 193V192H90ZM132 193V192H131ZM130 193V194H131ZM67 194V193H66ZM80 194H82V193H80ZM86 194V193H85ZM88 194V193H87ZM198 194V193H197ZM76 195V194H75ZM84 195V194H83ZM83 195H82V198H83ZM92 195L94 196V194H93V192L91 193V197H92ZM123 195H125V194H123ZM68 196V195H67ZM77 196H78V194H77ZM81 196V195H80ZM86 196V198L87 197H90V195L89 196H87V195H84V197ZM5 197V196H4ZM66 197V196H65ZM65 197L63 198V196L60 198V199H58L57 201H56V203L54 202V201H48V200H46V201H48V202H44V204H43V206L45 207V210L42 208V210H41V208H40V210L39 209H37L36 207H35V203L34 204H26V206H24L23 204H25V202L23 203V202H20L19 203V201H17L18 203H16V202H14L15 200H16V198H7L6 200H5V198H4V200H3V198L1 199L0 198V264H131V261H132V255H131V253H130V249L128 248V247H99L98 245V247H50V245L49 244H47L48 242L50 243V239H49V234H52V235H55V236H57V237H61V234H63V232H65V231H67L65 228L67 227V225H65V223H67L66 222V220H67V218L69 217V215H68V213H70L69 212V210L73 207L72 205L73 204H69L68 202L70 201H68V199H70V198H68L67 197V199H65ZM72 197H74V195L72 196ZM90 197V198H91ZM94 197H96V196H94ZM93 197V198H94ZM96 197V198H97ZM203 197V196H202ZM201 197V198H202ZM205 197V196H204ZM203 197V198H204ZM207 197V196H206ZM32 198V197H31ZM30 198V199H31ZM75 198V197H74ZM77 199V201H78V197H76ZM85 198V199H86ZM15 199V200H14ZM19 199H21V201L22 200H24L23 199V197H21L20 196V198H18V200ZM28 199V198H27ZM34 199V198H33ZM185 199V200H186ZM14 200V201H13ZM29 200V199H28ZM73 200V199H72ZM24 201H26L27 203H28V201L27 200H24ZM29 201H31V200H29ZM35 201V200H34ZM80 202H81V197H80V200H79ZM83 201V200H82ZM86 201V200H85ZM90 201V200H89ZM96 201V202H95ZM71 202V201H70ZM87 202H88V199H87ZM86 202V203H87ZM30 203V202H29ZM31 203H33V202H31ZM42 203V202H41ZM73 203V202H72ZM85 202H84V204H86ZM19 204V205H18ZM77 204H81V203H78L77 202ZM83 204V205H84ZM88 204H89V202H88ZM87 204V205H88ZM118 204V203H117ZM9 205H11V206H15V208H17V207H19L20 209H19V211L16 213V214H10L9 212L7 213V212H4L5 210V208H8V206ZM42 205V204H41ZM95 205V204H94ZM17 206V207H16ZM75 206V205H74ZM82 206V205H81ZM80 206V207H81ZM85 206V205H84ZM133 206V204H130V208ZM39 207V206H38ZM77 207V206H76ZM86 207V206H85ZM84 207V208H85ZM78 208V207H77ZM18 209V208H17ZM17 209H16V211H17ZM80 209V208H79ZM132 209H133V207H132ZM54 210H57V212H58V215H56V213L57 212H55V215L56 216H53L51 213H53V211ZM82 210H84L83 209V206H82ZM232 211H233V214L235 215V216H237L238 215V208L236 207V206H233V208H232ZM98 215V214H97ZM107 224V223H106ZM105 224V225H106ZM66 226V227H65ZM107 226V225H106ZM105 229V228H104ZM31 233H34L35 234V239H36V237H37V239H36V242L38 241L40 244H43V245H45L46 247H38L37 246V244H34L33 245V240L31 239ZM104 233V232H103ZM144 233V235H143V237L145 238L144 240L146 241L145 243H146V245L148 244L149 246H150V251H151V256L152 257H155V258H158V255H159V253H158V251H159V243H158V241H157V239H155L154 237H151L150 235H149V233L147 234L145 231L143 232ZM261 233V234H260ZM95 234H96V232H95ZM254 234H260V235H262V236H264V233L263 232H261V231H256V232H254ZM104 235V234H103ZM98 237L99 238H101L100 237V235H98ZM97 237V238H98ZM98 238V239H99ZM34 239V240H35ZM100 240V239H99ZM99 240H98V242H99ZM104 240V239H103ZM204 240V239H203ZM205 241V240H204ZM100 242H102L101 240H100ZM200 242H202V241H200ZM103 243V242H102ZM99 244V243H98ZM49 245V247H47ZM203 245H205V243L203 242V243H201L200 244V246H203ZM42 246V245H41ZM100 246H101V244H100ZM103 246V245H102ZM109 246V245H108ZM193 247V246H192ZM145 251V247H142L141 248V250H140V253H143ZM138 255V254H137Z\"/></svg>",
  "mask_w": 264,
  "mask_h": 264
}]
</instances>
